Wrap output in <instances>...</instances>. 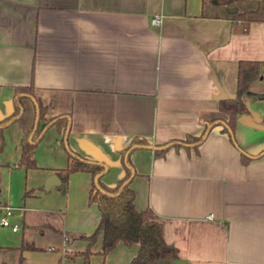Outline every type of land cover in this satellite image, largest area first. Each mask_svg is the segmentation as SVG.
<instances>
[{"label":"crops","instance_id":"crops-1","mask_svg":"<svg viewBox=\"0 0 264 264\" xmlns=\"http://www.w3.org/2000/svg\"><path fill=\"white\" fill-rule=\"evenodd\" d=\"M262 1L0 0V119L19 103L16 87L33 83L34 96H26L40 98L52 119L35 157L50 129L65 150L43 182L79 153L105 164L102 180L115 185L125 174L121 152L133 138H145L130 151L135 205L153 210L180 259L264 264V96H256L264 94L262 79L255 82L259 90L251 85L250 115L237 116L233 135L223 129L226 116L219 111L221 99L236 95L239 62L264 61ZM233 7L252 10L246 23L233 18ZM155 15H162L160 25L151 23ZM15 118L2 125L0 168L9 164L8 153H15V164L21 154ZM92 182L86 171L69 176L67 211L18 206L19 229L8 228L0 241V264H83L77 253L88 242L68 241L67 233L90 235L99 225L97 203L89 202ZM1 191L0 206L11 205ZM47 196L34 190L25 204ZM26 227L62 239L49 251L45 245L21 252L22 243H35L27 240ZM102 243L100 232L93 250ZM138 247L121 241L106 256L92 255L91 264H130Z\"/></svg>","mask_w":264,"mask_h":264},{"label":"trees","instance_id":"trees-1","mask_svg":"<svg viewBox=\"0 0 264 264\" xmlns=\"http://www.w3.org/2000/svg\"><path fill=\"white\" fill-rule=\"evenodd\" d=\"M217 1L229 3L238 0ZM251 12L252 10L243 12L237 10L232 13V16L246 23L247 16ZM244 29H247V27ZM259 79L264 82V61L241 60L239 62L236 95L223 98L219 102V111L226 116V126L223 129L229 130L232 135L235 131L237 116L239 114L250 115L246 97L250 93L251 85ZM16 90L20 93L18 97L19 103L15 105V110L12 114L0 119V147L4 141L2 125L16 117L15 121L22 128L21 154L16 165L26 169L38 168L35 148L38 141L43 137V135L41 136L43 130L52 119L45 117L46 107L40 98L35 97L34 100V97L29 98L26 96L27 94L34 96L33 83L27 86H18ZM37 120L43 123L35 128ZM259 124L264 126V118ZM203 135H188L183 142L199 141L203 138ZM146 141L143 137H135L129 147L121 152L122 160L125 162V174L115 185H108L102 180V176L107 169L105 164L89 160L79 155V153H76L75 156L72 155L70 161L64 167L56 170L62 180L59 187L65 194L68 190L69 176L73 172L86 171L91 173L93 177L89 191V202L97 203L100 212L99 225L90 235L84 233L72 235L67 233L68 241L84 239L88 242L86 249L77 253L84 257L83 264H91V256L94 254L106 256L121 241L128 246L135 243L139 244L138 251L131 259L130 264H158L161 259L174 261L180 259L178 248L165 240L163 224L156 218L153 210L150 208L138 209L135 205V191L130 185V179L133 175L130 151L139 144L146 143ZM165 150H156V154L160 155ZM127 151L128 154L125 157ZM249 160L250 158L243 153L242 161L247 163ZM100 232L103 233L102 248L99 251H94L93 246ZM2 249L3 246L0 245V251ZM19 249L22 252L27 249L38 250L40 247L34 243H22Z\"/></svg>","mask_w":264,"mask_h":264},{"label":"rangeland","instance_id":"rangeland-1","mask_svg":"<svg viewBox=\"0 0 264 264\" xmlns=\"http://www.w3.org/2000/svg\"><path fill=\"white\" fill-rule=\"evenodd\" d=\"M258 2V0H248L249 5L255 6V4ZM262 6H264V0L260 2ZM264 12V11H263ZM258 11L253 12V14H257ZM262 13V12H261ZM262 88L259 84H254L252 86L253 90H259ZM54 129H50V131L47 132L45 137L43 138L40 148L38 150V159L37 163L39 165L38 168H29L26 169L25 167H19L16 166L15 162V153L14 155L11 153H8V159L4 166L0 168V189L1 191V198L5 202V200L9 201V204L12 206L18 207V206H26L29 210H36V208L39 207V205H44L49 208H55L59 209L61 208L64 211H67L66 208V199L69 192V183H68V190L67 193H63L60 187H54L51 191H46L45 189V182L41 181L42 176L46 171H48V166L53 165L57 162H61L63 160L65 150L62 148V144H58V140L53 138L55 135ZM61 145V146H59ZM60 147V148H59ZM36 156V157H37ZM59 164V163H57ZM78 190V186H75ZM34 190H40L43 193H46L48 196L46 198L45 202H35L30 201L26 202V200L30 197L31 193ZM12 201V202H11ZM18 212V211H17ZM19 213V212H18ZM1 229V228H0ZM4 232L1 231L0 233V241L3 243L7 239H3V236L7 235L5 232H9L10 230L8 228H3ZM8 230V231H7ZM12 232V231H11ZM12 234V233H11ZM30 236L31 239H27L28 241L32 240L35 243L34 244H43V246H40V249H45V245L47 246L46 249L49 251V245L53 243H58L62 239L61 234H50L45 233L44 235H41V233L38 230L27 228L25 229V236ZM30 251H33L32 249H27ZM77 253V252H76ZM74 254V252H73ZM72 254V255H73ZM8 259V256H7ZM6 259V260H7ZM2 260V259H1ZM26 264H31V261L28 260Z\"/></svg>","mask_w":264,"mask_h":264},{"label":"built area","instance_id":"built-area-1","mask_svg":"<svg viewBox=\"0 0 264 264\" xmlns=\"http://www.w3.org/2000/svg\"><path fill=\"white\" fill-rule=\"evenodd\" d=\"M162 22V15H155L151 19L153 25H160ZM21 208L12 205L0 206V227L10 228L12 231L19 229L18 223L15 222V218ZM18 211V212H17Z\"/></svg>","mask_w":264,"mask_h":264},{"label":"water","instance_id":"water-1","mask_svg":"<svg viewBox=\"0 0 264 264\" xmlns=\"http://www.w3.org/2000/svg\"><path fill=\"white\" fill-rule=\"evenodd\" d=\"M230 11H231V12H235V11H237V8H236V7H233L232 9H230ZM256 96H258V97H263L264 94H259V93H257ZM38 122H39V120H37V122H36V127H35V128H37V126H38ZM61 183H62V180H61V178L59 177V175H58L57 173H53V174H51V175L48 177L47 181L45 182V188H46V189H50V188L53 187V186H60ZM175 263H176V264H189V263H187L186 261H184V260H182V259L175 260Z\"/></svg>","mask_w":264,"mask_h":264}]
</instances>
